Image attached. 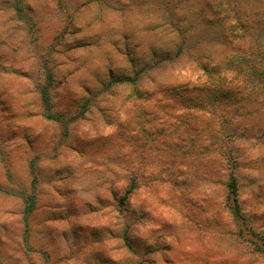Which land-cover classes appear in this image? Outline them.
<instances>
[{"label": "rangeland", "instance_id": "374dc122", "mask_svg": "<svg viewBox=\"0 0 264 264\" xmlns=\"http://www.w3.org/2000/svg\"><path fill=\"white\" fill-rule=\"evenodd\" d=\"M243 55L264 72V0H0V264H264V104L210 82L264 95L215 67ZM202 84L241 219L207 116L179 121Z\"/></svg>", "mask_w": 264, "mask_h": 264}, {"label": "trees", "instance_id": "16d2710c", "mask_svg": "<svg viewBox=\"0 0 264 264\" xmlns=\"http://www.w3.org/2000/svg\"><path fill=\"white\" fill-rule=\"evenodd\" d=\"M255 57H259V62L256 63L257 65L261 64V68L263 66L262 62H261V58L259 55H256ZM246 57L243 56H233V57H228L225 58L222 62L218 63L217 67L218 69H221L223 71L226 70H234L236 72V79H239V77L243 76L246 73V67L249 69H252L254 71H256L258 73L259 70H255L253 69L252 66H250V64L248 62H246ZM260 68V69H261ZM255 72V73H256ZM259 76V80L260 81H264V72H260L257 74ZM220 81L222 82V85H218L217 83H220ZM225 79L222 78L221 80H211V84H212V88L213 90H215L216 87V92L222 93L223 97L228 98V101H231L233 105H238V104H243L244 107H249L250 109H253L254 107H260L264 104V95H261V89L260 88H256L255 90H253L252 92H249L247 95H244L243 92H238L237 95H232V87L231 86H226L224 84ZM118 83H123V82H131V80L129 78H123V79H119L117 81ZM264 86V84H263ZM207 87V88H206ZM263 88V87H261ZM188 88H184L183 90L185 91V93L187 91ZM211 88L208 87V85L206 84H202V85H197V86H192L190 93H195V96H189L187 98H185L184 100H182V102H180V105H182V109H184V111H188V114L186 115V119L182 120L181 117L179 118L180 124H183L185 121H188L187 126L190 127L191 125L193 126L194 122H196L199 119L200 115H205L207 116L206 120V124L207 126L203 127L205 129L208 130V132L210 133V135L212 136V138H214V136L216 135L217 140L219 139L220 141V146H222L223 148V157H224V161L221 162L222 164V169H225V166L231 161V159H233V156L231 155V152H229V154H225L226 151V147H229V143H230V139H231V135L230 132L227 130V127L225 126V124L227 123V118L226 116L223 115H218V113L216 112L218 106L216 103V96L213 93V97L211 98L210 96H207L209 94H205L202 95L204 91H209ZM229 97H226V96ZM223 98V99H225ZM181 99V97H180ZM220 103V102H219ZM179 105V104H178ZM225 116V117H223ZM188 119V120H187ZM199 122V121H198ZM214 123H218L220 124L219 127H217L216 129H213L212 126ZM191 124V125H190ZM232 168V169H231ZM238 168V165L236 164V162H233L232 167L228 168L227 170L225 169V171H228L227 173V182L225 184L226 190H227V195H226V199L228 201L231 200V202H233V208L228 207L229 211L231 214H233V217H237L239 219L243 218L241 217V213H240V208H239V202H238V177L236 175V169ZM31 209H28L26 211V213L30 212ZM253 234V233H252ZM254 237V236H253ZM260 241L264 242V236L259 237ZM254 247L256 250L264 253V243L262 245V247H260L259 245H257L256 243H253Z\"/></svg>", "mask_w": 264, "mask_h": 264}]
</instances>
